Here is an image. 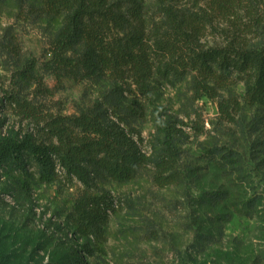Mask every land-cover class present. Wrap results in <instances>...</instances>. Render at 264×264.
Instances as JSON below:
<instances>
[{
	"label": "rangeland",
	"instance_id": "rangeland-1",
	"mask_svg": "<svg viewBox=\"0 0 264 264\" xmlns=\"http://www.w3.org/2000/svg\"><path fill=\"white\" fill-rule=\"evenodd\" d=\"M45 1L0 0L1 89L11 87L12 73L24 61L35 59L41 68L48 56L61 20L49 16ZM108 1L128 13L129 0ZM138 1L150 22L159 23L165 9L205 18L198 40L203 49L231 44L264 48V0H238L241 11L235 14H223L212 0ZM39 75L51 96L36 101L53 115H77L112 88L109 81L58 83L41 69ZM154 85L151 98L133 86V94L125 93L126 102L138 101L147 113L135 123L146 151L156 136L153 111L184 124L178 125L184 135L178 143L183 182L161 188L152 167L129 184L98 182L94 194L118 201L105 236L98 240L83 238L68 220L84 194L79 182L42 184L32 164L28 192L18 182L20 172L1 174L0 264H264L263 111L247 104L243 84L220 90L215 101L198 99L191 77L176 85L160 80ZM221 103L228 114H222ZM0 127V134L13 128L34 133L33 126L22 124L2 105ZM214 150L237 154L238 164L228 172L219 170L209 158ZM216 196L223 200L215 202ZM246 204L249 213L238 212Z\"/></svg>",
	"mask_w": 264,
	"mask_h": 264
},
{
	"label": "trees",
	"instance_id": "trees-1",
	"mask_svg": "<svg viewBox=\"0 0 264 264\" xmlns=\"http://www.w3.org/2000/svg\"><path fill=\"white\" fill-rule=\"evenodd\" d=\"M129 3L126 13L121 4L108 0H46L49 16L61 20L50 42L49 57L41 68L35 59L24 61L12 73L11 87L0 88V105L34 128L33 134L14 128L0 134V175L20 172L18 182L28 192L32 164L42 184L79 182L84 194L68 220L85 239L101 240L116 213L118 201L109 194L93 193L98 182L129 184L149 167L161 188L180 185L184 179L178 146L184 137L178 125L184 124L165 112L153 111L156 136L146 151L135 123L147 113L138 101L126 102L125 93L133 94V86L144 98H151L159 80L176 85L191 77L198 99L215 101L220 90L243 84L247 104L264 113V48L231 44L203 49L198 40L205 18L165 9L159 23L150 22L138 0ZM212 3L223 14L241 11L238 0ZM17 59L23 62L20 53ZM40 69L58 83L66 79L76 83L109 81L112 88L91 107L79 109L77 115H53L36 101L51 96ZM220 108L223 115L228 114L222 103ZM209 158L223 172L238 164V155L231 151L214 150ZM221 200L222 196H216L215 202ZM250 208L246 204L238 212L249 213Z\"/></svg>",
	"mask_w": 264,
	"mask_h": 264
}]
</instances>
